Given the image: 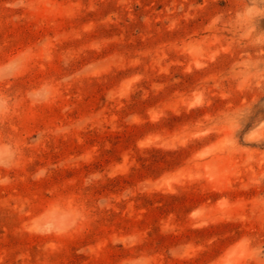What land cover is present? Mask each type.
Masks as SVG:
<instances>
[{"label":"rangeland","instance_id":"rangeland-1","mask_svg":"<svg viewBox=\"0 0 264 264\" xmlns=\"http://www.w3.org/2000/svg\"><path fill=\"white\" fill-rule=\"evenodd\" d=\"M253 8L0 0V264H264Z\"/></svg>","mask_w":264,"mask_h":264},{"label":"clouds","instance_id":"clouds-1","mask_svg":"<svg viewBox=\"0 0 264 264\" xmlns=\"http://www.w3.org/2000/svg\"><path fill=\"white\" fill-rule=\"evenodd\" d=\"M254 16L258 15L260 12L264 11V9L253 8ZM22 63V57H18L7 62L4 65H0V79H4L6 77H10L13 73H15L20 67ZM46 90L42 89L39 91V95L36 97L37 99H43L46 96ZM4 109V101L0 99V111ZM8 156V152L5 151L3 147H0V162H2ZM44 173L41 171L38 175L42 176ZM7 181H0V183H6Z\"/></svg>","mask_w":264,"mask_h":264}]
</instances>
